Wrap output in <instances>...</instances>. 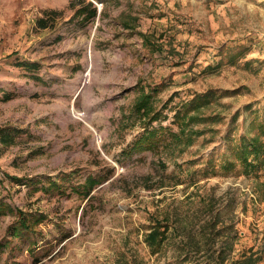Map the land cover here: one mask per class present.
Masks as SVG:
<instances>
[{"label":"rangeland","instance_id":"1","mask_svg":"<svg viewBox=\"0 0 264 264\" xmlns=\"http://www.w3.org/2000/svg\"><path fill=\"white\" fill-rule=\"evenodd\" d=\"M90 1L92 18L77 12ZM139 84H163L159 107L174 96L162 122L174 129L171 105L222 90L207 113L223 120L200 125L220 133L133 151ZM257 111L264 0H0V128L14 138L0 137V264H191L186 228L216 214L238 234L227 263L251 249L264 258V169L195 171ZM164 220L169 238L150 247Z\"/></svg>","mask_w":264,"mask_h":264},{"label":"trees","instance_id":"2","mask_svg":"<svg viewBox=\"0 0 264 264\" xmlns=\"http://www.w3.org/2000/svg\"><path fill=\"white\" fill-rule=\"evenodd\" d=\"M77 12L80 14L87 13L85 17L88 18L98 15V9L91 1L86 6L79 8ZM152 43L148 37H145L144 45L146 47L153 48ZM219 64L220 62H218ZM208 67L212 66L208 65ZM162 86L163 84H150L148 86L139 84L137 86L139 94L132 105V113L136 114L142 122L143 131L129 147L133 151L159 149L160 147L168 150L175 147L182 150L194 144L198 137L209 132L212 133V136L208 138V141H213L220 130L210 126L208 128L206 126L201 127L200 125L215 124L223 120L224 117L219 112L207 113V109L212 105V100L221 95L222 90L208 88L203 92H195L189 98L171 105L170 109L174 112L172 124L177 125V129H174L162 123L163 120L168 118L164 111L169 107L174 96L171 95L161 107L155 104V97L159 94ZM229 92L231 91H224V93ZM255 114L256 116L251 120L252 130L233 136L231 128L226 135L229 142L227 151L221 154H210L204 165L201 168H196L195 171L208 174L223 170L224 172L234 171L238 174L250 176L258 174L259 170H263L264 113L261 114L257 111ZM237 118L238 112L233 116L232 122H236ZM155 122L158 124H155ZM0 133L4 143L14 139L11 136L12 131L0 128ZM10 177L22 181L21 178ZM96 182L95 176L88 178L89 186H91L87 191L88 194ZM170 225L165 220L164 222L156 221L152 231L146 236V241L150 247L157 249L165 243L169 238L167 233ZM25 228H29V225L23 222L15 230L25 231ZM177 229V227L174 228L175 233H178L179 229ZM233 229H235L234 225L222 222L219 214L212 215L209 219L203 221L200 226L194 225L189 231L186 228L187 236H183L181 240L185 249L183 261H190L191 264H264L263 256L252 249L248 253H243L240 258H233L230 263H227L238 236L236 231L235 233L232 232Z\"/></svg>","mask_w":264,"mask_h":264}]
</instances>
